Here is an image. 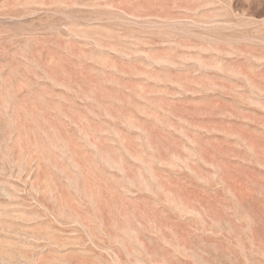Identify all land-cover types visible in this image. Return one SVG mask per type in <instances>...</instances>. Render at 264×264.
<instances>
[{
  "label": "rangeland",
  "instance_id": "1",
  "mask_svg": "<svg viewBox=\"0 0 264 264\" xmlns=\"http://www.w3.org/2000/svg\"><path fill=\"white\" fill-rule=\"evenodd\" d=\"M0 264H264V0H0Z\"/></svg>",
  "mask_w": 264,
  "mask_h": 264
}]
</instances>
